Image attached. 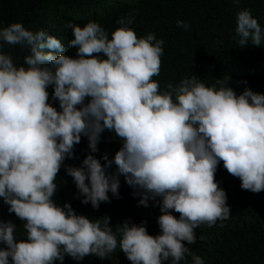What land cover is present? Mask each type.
<instances>
[{
    "label": "clouds",
    "instance_id": "clouds-1",
    "mask_svg": "<svg viewBox=\"0 0 264 264\" xmlns=\"http://www.w3.org/2000/svg\"><path fill=\"white\" fill-rule=\"evenodd\" d=\"M133 20L120 17L111 33L93 20L69 22L74 55L43 29L0 27V47L27 49L17 62L0 51V198L24 230L0 220V264H63L65 255L82 261L117 249L131 264H180L186 254L204 264L182 242L194 243L201 224L222 227L230 216L214 178L218 164L242 189L264 190V93L245 87L237 94L228 73L211 84L193 74L160 88L152 77L164 41L153 32L138 37ZM232 39L239 48L264 46V28L248 8L236 11ZM106 130L120 147L111 158L97 157ZM82 137L88 151L80 164H63L75 158ZM62 165L81 203L94 209L109 193L119 196L122 176L138 205L158 206L159 233L149 234L143 220L113 227L108 215L58 204L54 193L64 181H54Z\"/></svg>",
    "mask_w": 264,
    "mask_h": 264
},
{
    "label": "trees",
    "instance_id": "trees-1",
    "mask_svg": "<svg viewBox=\"0 0 264 264\" xmlns=\"http://www.w3.org/2000/svg\"><path fill=\"white\" fill-rule=\"evenodd\" d=\"M241 8H248L264 28V0H239L238 4L233 0H0V27L22 22L33 32L43 29L61 39L65 54L74 55L75 50L68 47V40L72 38L69 22L83 26L88 20H93L111 33L118 27L117 19L131 15L134 20L130 27L138 37L153 32L164 41L159 75L152 77L159 82L160 88L169 81L176 82L193 74L205 79V84H211L215 78L228 73L230 86L237 94L245 87L264 93V46L249 44L239 48L232 39L235 14ZM177 20L186 22L188 29L177 27ZM0 51L10 52L14 62L22 61L27 54V49L21 50L19 45L4 44ZM48 92L49 100L58 107L57 102L51 100L52 89L49 88ZM101 135L99 151L95 155L99 157L106 152L111 158L120 143L107 130ZM87 151V141L82 137L74 145L75 158L65 159L63 164L79 165ZM214 178L226 192L230 216L222 222V227L218 226L220 222L211 227L201 224L194 229L195 242L182 243L199 255L204 264H264V190L254 193L242 189L239 178L229 174L222 162L218 164ZM60 179L64 182L58 185L54 199L61 206L68 202L75 212L88 217L108 215L113 227L125 219L136 223L143 220L149 234L159 233L156 223L160 214L158 206L151 201L148 207L138 205L139 197L132 195V189L122 176L119 196L112 197L109 193L110 201L101 202L95 209L90 203H81L63 165L54 182L60 184ZM7 207L0 198V220H12L22 234V222L14 213H9ZM201 234L204 236L202 241L199 239ZM63 264L131 262L117 249L109 257L90 254L82 261L65 255ZM180 264H191V256L186 254Z\"/></svg>",
    "mask_w": 264,
    "mask_h": 264
}]
</instances>
